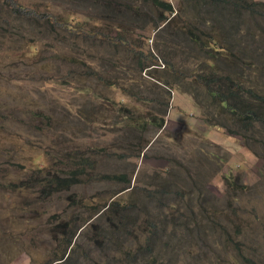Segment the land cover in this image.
I'll list each match as a JSON object with an SVG mask.
<instances>
[{"label": "rangeland", "instance_id": "374dc122", "mask_svg": "<svg viewBox=\"0 0 264 264\" xmlns=\"http://www.w3.org/2000/svg\"><path fill=\"white\" fill-rule=\"evenodd\" d=\"M158 1L173 12L153 0H0V264H264V128L238 129L187 78L243 70L241 86L264 95V0L220 12ZM234 1L244 6L228 12ZM72 16L82 30L62 26ZM111 20L158 64L140 72L132 50L100 46ZM194 35L224 45L212 66Z\"/></svg>", "mask_w": 264, "mask_h": 264}, {"label": "trees", "instance_id": "16d2710c", "mask_svg": "<svg viewBox=\"0 0 264 264\" xmlns=\"http://www.w3.org/2000/svg\"><path fill=\"white\" fill-rule=\"evenodd\" d=\"M198 1L199 0L193 1V4H196ZM201 1H207V0H201ZM210 1H211V4H215V6L217 7L216 11H219V12L223 10V8H225L226 5L229 6V3H232V1L230 0H210ZM243 2H245V6L248 8H253L255 4L256 5L258 4L257 1H247L246 2L243 0ZM153 3L156 4L158 7H162L164 10L170 13L173 12L171 5L165 1L153 0ZM233 3H234V6L231 9H229L228 12L229 11L231 12L233 10V12L236 13L238 12V7L240 5L244 6L243 3H239V1H234ZM128 6L129 5L127 3L124 4V7H128ZM105 8L107 10L108 9L113 10L111 2L106 3ZM28 12L30 13L29 10ZM120 13H122L125 16V13L123 11H120ZM34 14L38 15L39 13H34ZM215 14H219V13H215ZM123 19L126 20V24H127L128 19L126 18H123ZM166 19H167V16L160 17V21H164ZM61 24L64 28L70 31L73 30V28L79 29V30L83 29L82 23L79 22L78 18H75L74 16H72L70 20L62 19ZM103 24L104 25L102 27H99L101 29L100 33L96 35H98L99 45L100 46L104 45L106 47V51L116 52V49L118 46H122L123 49L127 52V54L130 50H132L133 54L135 55V58H134L135 64L137 65L138 70L140 72L145 70V68L149 66L158 64L156 63L157 57L154 54H152L150 51H144L141 47L137 46V44L135 43L132 37L131 39H129L128 37L124 36L123 31L121 29L122 27H124V25L120 26L117 24V22L113 20L104 22ZM158 26L159 24L157 25V27ZM94 33L95 32L93 33L89 32V35H94ZM191 33L193 34V32ZM188 40L190 42L189 44L190 47H193V45H197V46L202 45L203 50H206V53H207L205 54L206 56L205 60L211 66L214 64L213 63L214 57L213 55H211V52L215 54V53L223 51L225 48L224 45L220 42V39L215 36L206 38V41L203 39H200V37L197 35L195 36V38L189 36ZM207 41L208 43L206 44ZM146 60L149 62L148 64L145 63ZM164 60H165V63H167V67L171 69V71L169 72H171L172 75H178L179 71L178 69H175L174 67V64L176 63L174 61L168 62V60L166 59ZM105 65H109L108 67L111 68V71L113 67L118 66L116 62H113V60L107 56L105 58ZM237 67H238V63H236L234 70H236ZM199 69L201 70L198 73L199 77L197 76V74H193L192 72H190L187 75V78H193L194 81L199 82V85L205 84L206 92L208 91L215 99L218 100V102H220L224 106V108L228 110V112L232 114V117L235 120L238 129H244L242 131L249 130L250 128L254 127L256 124H259L262 128H264V95L255 93V91L251 89L250 87L244 88L243 86H241L239 81H240V78L242 77L241 74L243 70H239V71L236 70V72L231 71V74H233V77L231 75L230 76L227 75L224 78L221 76L220 78L221 81H219L218 75H216L217 71L215 69H213L212 71H209V70L206 71L205 69L201 67H199ZM181 75H185V73ZM150 76H153V75H150ZM156 79L163 84H165L164 82L167 81V79H164L165 81H162L159 78H156ZM98 80L104 81L105 79L101 75H98ZM105 82H109V78L108 80H105ZM133 84L136 86H139L140 82H138V80L136 79H133ZM160 88H162L164 92L167 91L163 87H160ZM130 93L135 94L133 91ZM243 93H245L248 97L243 99L242 98ZM152 100L156 101L158 104L159 103L164 104L163 100L160 99L158 95H154V97H152ZM155 112H156V109L155 111L151 113L152 121H153V124L156 125V127H160L163 124L164 119L162 115L156 116ZM136 121L138 122L137 124L138 127L142 126L141 125L142 121L140 119H136ZM120 177L124 178L125 175H120ZM74 180H76V178ZM58 182L60 184H63L62 182H65V180L61 179ZM52 183H57V182H53V179H51L49 181V184H52ZM70 243H71V240L68 241V245Z\"/></svg>", "mask_w": 264, "mask_h": 264}, {"label": "clouds", "instance_id": "9594fccd", "mask_svg": "<svg viewBox=\"0 0 264 264\" xmlns=\"http://www.w3.org/2000/svg\"><path fill=\"white\" fill-rule=\"evenodd\" d=\"M67 254H68V253H67ZM61 259H62V258H61ZM63 259H64V258H63ZM63 259H62V260H63Z\"/></svg>", "mask_w": 264, "mask_h": 264}]
</instances>
